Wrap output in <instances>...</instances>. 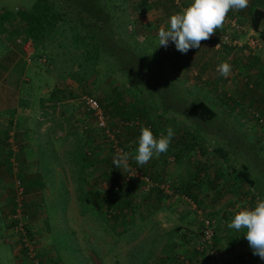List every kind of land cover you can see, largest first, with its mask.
<instances>
[{"label":"rangeland","instance_id":"374dc122","mask_svg":"<svg viewBox=\"0 0 264 264\" xmlns=\"http://www.w3.org/2000/svg\"><path fill=\"white\" fill-rule=\"evenodd\" d=\"M33 1L0 0V148L5 146L1 141L7 137V142L9 145L11 144L9 147L13 150L10 154L7 153V159H9L7 161H11L10 164L16 163L15 167L9 164L6 168L2 164L4 159L2 160L0 154V212L9 214V208L12 207L16 198V190L13 187L14 178L20 180L19 158L21 153H18L15 146V135L18 134L16 140L20 142L23 139L22 127L25 126V130L34 128L32 123L38 103L35 98L40 90L43 93L58 95L60 101L55 106H58V110H62L60 108L62 105L60 95L62 87L70 89L69 100H66L64 104L71 108V113L78 109L77 113L81 116V119L76 120L77 123L74 122L76 124L75 135L83 139L88 137L87 144L91 145L89 148L93 150L89 157H93L94 146L97 148L99 158L97 159L99 164L97 166L99 168L96 170L97 178L103 177L107 183L114 176L119 177L125 169H118L113 165L114 157L109 150L110 140L108 136L93 128L91 124L93 119L86 113L87 111L79 102L78 96L89 94L104 104L111 103L117 96H121L127 103L126 110L120 115H110L115 120L108 122L109 127L114 126L118 120L134 114L141 119L139 122L143 127L150 125V128H155L154 136L156 138H159L160 134L169 126L174 130V136L167 152L162 153L158 158L154 156L143 166H140L134 159L140 136L139 128L133 129L134 131L130 133L124 132L123 135L125 136L122 140L125 142L124 144H132L129 152L126 151L129 153L130 164L136 166L140 172H145L150 177H154L161 166L160 164L176 163L178 160L182 163L190 161L193 165H189L185 177L180 178L179 182L182 185H189L190 193H196L197 197H195V201L179 193L181 197L176 198V206L167 208L169 211H167L168 218L162 219V222L159 221V225H155L154 228L161 233L162 227L169 228L170 234L173 236L168 239L165 234L163 237L161 233L160 235L157 234V238L153 237V242L149 241L148 245L147 225L149 224H147V218L143 220V217L140 216L144 211L141 204L142 202L145 203L147 192L143 191L145 189L138 181H133L129 200L126 196L125 199L114 200L113 198L112 201L111 193H118V191L112 188L105 190L107 183L101 192V198L98 199V205H101L103 210L101 215L99 214L101 224L97 227L89 221L80 220L81 223L78 225L89 227V232L92 234V236L89 234L82 235L80 239H77L78 234L76 235V232L75 236L71 237L70 235L71 227L67 222L64 208L66 198H49L45 192L35 195L31 192H23L20 199L23 214L20 225L22 222L27 233H23L24 230L20 229V226L4 229V238L0 239V264H31V262L32 264L230 263L229 257L234 252L230 253L229 246H224L230 244L227 243L226 239L221 238L227 236L230 231V229L226 230L227 226L225 225L231 221L232 217H228L230 211L226 208L230 206L233 208L232 205L238 198L230 202L226 201L230 200L228 199L230 194L225 191L228 183H222L223 190H219L218 187L208 188V186L210 180L215 179L212 176L220 177L219 182L232 180L234 172L228 165H242L246 167L248 175L253 180L252 187L246 184V189L254 190L264 200V158L255 157L257 150L252 144V147L249 146L247 141L252 135L244 134L243 130L240 129L239 124L245 119H233L237 113L241 115V112L244 111L258 110L263 117H261L263 120L260 124L264 125V115L262 114L264 105L261 106L258 94L262 91L264 102V76L262 75L264 72V42H261L260 48L262 49L259 51L256 48L248 49L245 44L235 45V47L222 44L216 47L215 44L219 41V36L227 33V26L223 25L208 40L202 41L200 48H192L186 54H182L176 50L172 41H169L167 47L159 46L158 32L161 27L166 30L169 28V19L159 20L163 14H159L158 11L160 9L164 13V17L170 18L173 14L181 13L193 0H178L177 8H175L173 0H154L157 4L152 1V4H149L150 7L146 0H100L108 12L110 20L118 24L120 32L118 39L122 42L123 39L130 40L132 41L130 44L136 46L141 52L153 53L160 60L166 84L169 87L167 90L173 96L175 103L180 102L186 106L199 98L203 99L213 109L215 117L203 127L180 113L164 109L158 99L151 95L152 92L149 89L145 91L146 93H139L132 88L135 86L133 79L118 69L112 71L118 64L105 53L100 52L97 55L96 60H94L95 72L87 74L89 63L84 61V64L80 49L73 48L70 32L64 25L57 27V31L45 39L46 48L42 52L44 56H36L31 47L26 52L23 49L25 41L20 33L22 23L17 12L28 9ZM142 1L145 3L140 4ZM249 7L242 11L233 9L230 11L232 14H228L240 22L241 32L248 30ZM154 13H156L155 21L151 18ZM255 32L258 36L257 31ZM224 61L231 65V72L227 78L216 71L217 66ZM79 64L80 67L83 65L86 67L83 68L85 70L83 75H79L81 73L78 68ZM262 69L263 72L261 73ZM258 70H260L261 75ZM82 76L86 78L82 80ZM254 89L261 90L255 95ZM163 98L166 100L165 95ZM48 110L54 111L55 108L52 109L49 106ZM86 115L89 118H86ZM24 116L29 119L27 121L26 119L22 120ZM15 132L17 133L15 134ZM33 134L34 132H32ZM164 135L167 133L164 132ZM185 143L189 144L191 148L188 152L181 150ZM83 146L76 152L82 153L84 151ZM28 155H30V151H28ZM16 169L18 173L15 172ZM45 174L46 171H43L40 175L45 178ZM23 185L25 187L24 182ZM123 187L126 185L124 184ZM230 189L231 196H235L238 187ZM154 193L159 197V193ZM133 199L140 202L139 205H136L137 210H133V206L130 205V201ZM166 199V203L169 204L170 199L168 197ZM240 202H242L241 210L253 209L258 198L255 195L254 197L246 195L241 197ZM178 206L180 209L185 208L187 213L191 212L190 208L194 207L195 210H200L202 215L210 217L213 221V231L217 234L215 256H199L193 251L194 239L200 224L196 220L193 221L191 214L187 215V218L190 216L188 222L190 224L187 229L193 228V237L189 240V244L184 243L185 245H183L179 242L181 236L177 235L182 234V229H185L182 225L185 221L174 216L175 208ZM108 207L123 213L107 216L105 210ZM130 209H132L131 213L129 211L128 213L131 214L130 218L137 230L132 232L131 238H126L127 234L122 236L120 225L123 219L127 220L126 210ZM222 209H224L223 212H226L225 217L228 220L222 214L219 215ZM153 219L157 220L155 213L150 217V223L153 222ZM111 220L114 221V225L111 224ZM176 226L179 228L176 229ZM80 233L83 232L80 231ZM105 233L108 234L105 235ZM20 238H24L26 242L22 241L21 244ZM244 241L241 245L250 248L248 241ZM246 252V249L243 250L241 255L253 254V251ZM144 256H147L148 261L142 262ZM253 257L250 258L249 264H264V260L260 257Z\"/></svg>","mask_w":264,"mask_h":264},{"label":"crops","instance_id":"0c3cea01","mask_svg":"<svg viewBox=\"0 0 264 264\" xmlns=\"http://www.w3.org/2000/svg\"><path fill=\"white\" fill-rule=\"evenodd\" d=\"M152 1L154 0H146L148 6L149 4H152ZM253 1L254 0H249L248 7L249 5L253 3ZM258 1H260L258 2V4H264V0H258ZM154 3L157 4L156 1H154ZM189 3H192V1H190ZM170 7L173 8L171 4H170ZM158 13L163 14L162 16L159 17V20L164 19L165 21L169 19V18L164 17V13L161 12L160 9ZM155 15L156 13H154L153 16H151L152 20L154 21L156 20ZM262 23L263 21L259 25L258 29H261ZM260 47L258 48V51L262 49ZM61 90L62 91H60V95L61 97L62 96L63 97L61 99L62 105L60 108L62 110H58V106H55V104L59 103L60 101L59 100L60 97L58 95H53L51 93H43L40 90V93L35 98L38 101V103H37V112H36L35 118L32 123L34 128L31 126L32 127L31 130L30 129L25 130V126L22 127L23 139L20 141V143L21 142L24 143L23 145L24 147H22V149H25V148H28V149H25L24 151L21 149V152H20L21 154L19 158V166H20L19 175H20V179L25 183L27 193L31 192L33 195H35L36 193L45 192L49 198H52V197L66 198L64 208H65V215H66L67 222L69 223L71 227L70 235L71 237H73L75 236V232H76V235L78 234L77 239H80L81 236L82 235L84 236L85 234H89L92 236V234L89 232V227H85V225L80 227L78 225V223H81L80 220H84L85 222L89 221L93 226H97V227H99L101 224L100 215L103 212V210L101 209L102 208L101 205H98V199L101 198V192H103V188L107 183H108V186H110L112 189L117 190L116 182H121L120 183L121 188H118L117 191H119V195H121V198L125 199L127 196V199L129 200V196L131 194L129 192L131 191V186H133L132 185L133 181L134 180L138 182L140 181L137 180L138 178H130L126 182L123 181V177L125 176L128 169L124 170V172L121 174L122 176L121 175L119 177L114 176L113 178L108 180L107 183L106 181L103 180V177L97 178L98 173L96 172V170L99 168L97 167L99 165L97 163V159H99L97 155V148L96 146H94L93 157H87L91 154V151L93 152V150L89 148L91 145L89 146L87 144L88 137L84 139L81 137H77L74 132L76 130V127H75L76 124H74V122L77 123L76 120L81 119V116L80 114L77 113L78 109H76L74 112L71 113L72 111L71 108L68 105L64 104L66 100H69L70 89L62 87ZM260 90L254 89L255 95H257V93L260 92ZM261 92L258 94H259V98L261 101L260 102L261 106H263L264 102L262 100ZM51 103H54V105H52ZM48 105L52 109L55 108V110L49 111ZM82 106L84 107L83 104ZM86 111H87L86 113L89 116H91L93 119L91 122V124L93 125V128L103 134L104 131L98 128L97 125L95 124L94 116L88 110ZM262 114L264 115V112ZM82 117H83V114H82ZM261 117L262 116L260 115V118H258V121L263 120L262 119L263 117L262 118ZM86 118H89V117L86 115ZM25 119L27 121L29 118H27V116H24L22 120H25ZM240 129L243 130L244 134L252 135V137L250 136L249 140L247 141H248L249 146H251L252 144L254 149L257 150V153L254 152L255 157L264 158V125L263 124L258 125L256 122V119H253L249 115H247L245 120L241 121ZM32 132H34L33 135H32ZM9 133L11 132L9 131ZM16 138H18V134L15 135V139ZM90 139H92L91 136H90ZM81 144L82 146L84 145L83 146L84 151L78 157L79 152H76V150L82 148V146H80ZM28 151H30V155H28ZM110 152L111 154H113V157L116 156L113 151H110ZM75 159H77V162H75ZM189 162L190 161H188V163ZM188 163L187 162L182 163L180 162V160H178V162L176 163H170L166 165L160 164L161 166L158 169L154 177H150L145 172H142V174L147 176L149 180L154 184L152 187L147 189L148 191L142 189L143 191H145V193L147 192L146 194L147 196L145 197V203L142 202L141 204V207L142 209H144V211H142V215L140 216L143 217V220L147 218L146 219L147 224H149L147 225L148 226V236H149V240L147 241L148 245H149V241L153 242L154 240L153 237L157 238V234L160 235L161 233L160 231L154 229L155 225L156 226L159 225V221L162 222V219L164 220L168 218L169 211L167 208H174V206H176L175 204L176 198L181 197L179 196V193H177L178 189L177 191H175L174 187L176 189L180 183L179 182V180H181L180 178L185 177V174L189 169V165H191L192 162H190L189 164ZM128 165L129 167L134 166L133 164H130L129 160H128ZM43 171H46L45 178L44 176L40 175L41 172ZM213 171H215V169H213ZM15 172L18 173V170L16 169ZM124 184L126 185V187H123ZM234 184L235 186H233V188L236 189L238 187V191L236 192L235 196H231L230 188L232 187H230L229 189H225V191L230 194L228 198L230 200L229 201L226 200L227 202L233 201L234 199L236 200V198H238V200L232 205L233 208H230L231 206L229 208H226V210L230 211L228 217H232V218L237 211L241 210L240 209V205L242 203L240 202L241 197L243 198L246 195L250 197H254L255 195L256 198L260 199L259 194L257 192H255L254 190L249 191L248 189H246L245 186L248 185L246 182L235 180ZM105 188H107V185L105 186ZM151 188L153 189L151 190ZM154 192L159 193V197L156 196ZM193 195L196 196L197 194L194 193ZM167 197L168 199H170V201L168 202L169 204L166 203ZM139 204L140 202L139 201L136 202L135 199L130 201V205L133 206L132 208L133 210H137L138 208L136 205H139ZM193 206L196 207V205H193ZM194 207L190 208L189 206V208L191 209V212H188V213L185 208L180 209L179 206L175 208L174 216H176L177 219L179 220L183 219L185 221L184 224H182L184 225L185 229H182V234L177 235V236L180 235L181 239H183V240L179 239V242L183 245L189 244V240H191L194 234L192 230L193 228L190 227L187 229L188 225L190 224L188 223L190 221L189 220L190 216H188L187 218V215L191 214L193 216V221L195 222L196 220L198 221L197 223L200 224V216L202 214L200 210H195ZM223 208H225V206ZM132 209L126 210L127 220L123 219L120 225V231L122 232V236H125L127 234L126 238H131L133 234L132 232L134 230H137L136 226H134V224L132 223V219L130 218V215H131L130 211ZM223 210L224 209H222V212L221 211L219 212V215L222 214V216L225 217L226 212H223ZM128 211L130 213H128ZM91 212L93 213L91 214ZM105 212L107 216H113V214L116 215L119 213L120 214L123 213L122 211L114 210L111 207H108L105 210ZM154 213L157 216V220L153 219V222L150 223L151 222L150 217ZM97 215H99L98 218H97ZM126 221L127 223H125ZM110 222L111 224L114 225L113 223L114 221L111 220ZM227 225L228 223L225 226ZM177 227L178 226H176L175 228L177 229ZM162 228L163 229L161 230L162 231L161 236L163 237V234H165V236L168 239H170V237H172L173 235L170 234L169 228L167 229L164 227ZM228 229L229 228L227 227L226 230ZM80 231H82L83 233L81 234ZM198 231L194 239L195 243H194L193 251L195 252H196L195 244L198 239ZM178 232L180 233V230H178ZM245 232H246L245 229H241L240 231H236L235 229H230L227 236H225L224 238H221V239H226L227 243L230 244V245L228 244L224 245L225 247L229 246L230 253L234 252V254L229 257L230 263H227V264H249L250 258H254L253 256L259 257L251 253L249 254L250 256L247 254L241 255L242 251L245 249L247 250V252L253 251L251 247L246 248L245 245H241V243H244L245 242L244 240H246L244 236ZM107 234L108 233H105V235ZM137 235L139 236V234ZM216 239H217V234L215 233V241ZM142 260H141L142 262L146 260L148 261L147 256L146 257L144 256Z\"/></svg>","mask_w":264,"mask_h":264},{"label":"trees","instance_id":"16d2710c","mask_svg":"<svg viewBox=\"0 0 264 264\" xmlns=\"http://www.w3.org/2000/svg\"><path fill=\"white\" fill-rule=\"evenodd\" d=\"M255 1L256 0L253 1L248 10V25L251 29L257 31L259 36L258 38L261 42H264V4H258L259 1ZM143 3H145V1L140 2V4ZM175 6V8L178 7V5L176 4ZM228 14L232 13L229 12ZM17 16L22 23L20 33L23 36V40L30 43V47L36 56H44L42 52H44L46 48L44 42L45 39L47 37H51L54 32L57 31V27L64 25L70 32V38L73 48L80 49V55L83 57L82 59L84 64V61H88L89 63V65L87 66V68H89L87 74L95 72L94 60H96V57L100 52L105 53L108 57L112 58L115 63L118 64L115 70L112 71H116L118 69L122 73L130 76L133 79V83H135V86H132V88L137 90L139 93H143L147 89H149V91L152 92L151 95L154 98L156 97V99H158V102L164 109L180 113L195 122L197 125L199 124L203 127L206 123L210 122L215 117V112L203 99L197 98L194 101L192 100L193 102L186 106L180 102L175 103L173 96L167 90V88L169 87H167L164 77L165 74L163 73V67L160 60L153 53L147 54V52H141L136 46L130 44L132 43V41L130 40L123 39V42L119 40L118 36L120 35V32L118 30V24L110 20V16L106 9H104V7L102 6L100 0H34L28 9L18 11ZM262 21L263 23L261 25V29H258ZM120 41L122 42L121 44L119 43ZM78 68L81 70V73L79 75H83L85 73V70L83 68L86 67H84V65L83 67H80L79 64ZM258 71L260 73V70ZM262 72L263 69L261 70V73ZM84 76H82V80L86 78ZM164 95L166 100H164L163 98ZM79 96L78 100L81 104H83L79 99ZM92 97L95 98L94 96ZM97 102L105 117V127H107L106 129H108L109 132L113 133L117 144L122 149H124V151L129 152V150L132 148V144H124L125 142L122 140L125 135L123 134L124 132L130 133L134 131L133 129L136 128H139L138 131L140 132V129L143 128V125H141V123L139 122L141 119L134 116L133 114L128 118L118 120L114 126L109 127L110 125H108V122L110 120H115L111 118L110 115H120L126 110L127 103L121 96H117L111 103L109 102L107 104H104L100 103L98 100ZM51 104L54 105V103ZM241 113V115H238L237 113L233 117V119H245L247 115H249V112L246 111ZM254 119H256L258 125L260 124L259 122L262 121H258V118ZM237 121L239 122V120ZM147 126V128L152 131L153 135H155V128H150V125ZM1 143L5 144L4 147L2 146L3 148H0L2 160L4 159V161H2V164H4L7 168L10 164L9 162H11L7 161L9 160L7 159V153L10 154L12 150L9 147L11 146V144L9 145V143L7 142V137L5 138V140L2 139ZM23 145L24 143H20L15 139V146L18 150V153L21 152L22 147H24ZM189 149L191 148L187 143H185L181 148V150L185 152H188ZM109 150L113 151L110 146ZM80 155L81 153H78V157ZM10 166H12V164H10ZM228 167L234 172L233 179L228 182H219L220 177L212 176L215 179L210 180L208 188L214 189L215 187H218L219 190H223L222 183H228L226 184L225 189H229L230 187L235 186V180L246 182L249 186L252 187L253 180L248 175L246 167L242 165H228ZM20 182L23 186V191L26 192V186L24 187L23 181L21 179ZM118 188H121V186L118 185L116 189L118 190ZM104 189L111 190V187L107 185V188ZM174 190L177 191V193H181L187 198H191V200L196 201L195 197H197V195L194 196L190 193L191 190L189 185H182V183H179L176 189L174 187ZM113 193H111L110 195L111 200L113 198H121V195H119V191L118 193ZM259 197L262 200L261 195H259ZM15 206V201H13V205L11 208H9L8 211L9 214H3L0 212V239L4 238V229L14 228L18 224L19 219L15 217L12 218L11 216L15 212ZM3 215L5 216L3 217ZM22 229L26 234L27 229L24 228L23 224ZM199 234L200 228L198 231V236ZM20 241L21 244L22 241L26 242L22 240V238H20ZM212 242L213 246L215 247L216 241L214 231L212 235Z\"/></svg>","mask_w":264,"mask_h":264},{"label":"clouds","instance_id":"9594fccd","mask_svg":"<svg viewBox=\"0 0 264 264\" xmlns=\"http://www.w3.org/2000/svg\"><path fill=\"white\" fill-rule=\"evenodd\" d=\"M249 0H193L181 13L173 14L169 18V28L161 27L158 32L159 46L167 47L169 41L182 54L192 48H200L201 42L208 40L217 29H221L228 13L233 9L242 11L248 7ZM30 46V44H29ZM219 47V44L216 45ZM216 71L227 78L231 72V65L221 62ZM164 132L167 135H164ZM156 138L152 131L143 127L140 129L138 147L134 156L135 161L143 166L154 156L159 157L167 152L174 136L171 126ZM129 153L118 152L113 158V165L118 169H128ZM229 229L240 231L245 229V238L253 249V255L264 260V200L258 199L253 209H242L235 213L228 223Z\"/></svg>","mask_w":264,"mask_h":264},{"label":"built area","instance_id":"2783aa9c","mask_svg":"<svg viewBox=\"0 0 264 264\" xmlns=\"http://www.w3.org/2000/svg\"><path fill=\"white\" fill-rule=\"evenodd\" d=\"M175 4H178L179 1L178 0H173ZM226 25L224 24V26L226 28L227 33L221 34L219 36V41L215 44V46L217 44L222 45V44H228L231 46L235 45H242L245 44L248 49H258L261 45V41L258 38L256 32L251 29L249 26H247V31L246 32H241L240 31V22L237 20V18H235L234 16H227V19L225 21ZM256 36H255V34ZM241 39H243L242 41H240ZM25 45V46H24ZM23 49L28 52V50L30 49L29 43L28 42H24L23 44ZM264 76V72L262 74ZM79 99L82 101L83 105L85 106V109L88 110L95 118V124L97 125L98 128L102 129L104 131V134L106 136H108L109 140H110V146L113 150V152L115 153V155L118 152H121V150L123 152L124 149H122L118 144L117 141L113 135V133L109 132L108 129H106L107 127H105V117L102 113V110L97 102V100L95 98H93L92 96L89 95H82L79 97ZM247 112H249V116L251 118H260L259 114L257 111L255 110H248ZM13 167L16 166V163L14 162V164H12ZM130 178H138L137 180L140 181V183L143 185L144 189L147 190L150 187H152L154 184L149 180V178L145 175L142 174V172L139 171L138 168L134 167V166H130L125 174V176L123 177V181H128ZM15 183H14V188L16 190V198H15V212L11 215L12 218H18V224L17 226H20L19 228L22 229V222L20 225V221H21V217H22V210H21V196L23 194V187L21 186L20 180L19 179H15ZM13 180V181H14ZM124 182V183H125ZM116 188L117 186L121 183V182H116ZM212 220L210 219V217L205 216V215H201L200 216V234L198 236V239L196 241L195 244V250L198 253L199 256H205V255H211V256H215L216 255V248L213 246V242H212V235H213V225H212ZM15 228V227H14ZM23 230V229H22ZM25 233V231L23 232ZM22 240L25 241L24 238H22Z\"/></svg>","mask_w":264,"mask_h":264}]
</instances>
